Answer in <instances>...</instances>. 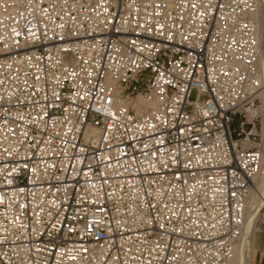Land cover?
I'll list each match as a JSON object with an SVG mask.
<instances>
[{
    "label": "built area",
    "instance_id": "built-area-1",
    "mask_svg": "<svg viewBox=\"0 0 264 264\" xmlns=\"http://www.w3.org/2000/svg\"><path fill=\"white\" fill-rule=\"evenodd\" d=\"M256 10L0 0V264H230L262 161Z\"/></svg>",
    "mask_w": 264,
    "mask_h": 264
},
{
    "label": "bare ground",
    "instance_id": "bare-ground-1",
    "mask_svg": "<svg viewBox=\"0 0 264 264\" xmlns=\"http://www.w3.org/2000/svg\"><path fill=\"white\" fill-rule=\"evenodd\" d=\"M249 18L255 23L257 34H258V43L260 46L264 47V36L262 33L261 27H259L256 22L257 11L251 13ZM259 64L264 71V50L259 51ZM263 90L260 91V95L264 94ZM261 109V108H260ZM261 111V110H260ZM262 118V143L264 144V111L261 113ZM264 206V154H262L261 169L259 175L254 180V189L250 195V198L247 202V212L245 215V227L242 239L237 247L233 259L230 264H252L253 261V251H252V237L255 234L256 228V216L261 207Z\"/></svg>",
    "mask_w": 264,
    "mask_h": 264
},
{
    "label": "rangeland",
    "instance_id": "rangeland-1",
    "mask_svg": "<svg viewBox=\"0 0 264 264\" xmlns=\"http://www.w3.org/2000/svg\"><path fill=\"white\" fill-rule=\"evenodd\" d=\"M257 1V18H256V22L258 23L259 27H261L263 36H264V0H256ZM264 47L260 46V50L259 51H263ZM260 60V59H259ZM258 67L259 70L261 72V82H262V87L264 86V71H262V68L260 66V64L258 63ZM263 90V88H262ZM195 97V92L193 91L190 99L193 100ZM260 108H261V113L264 111V94L260 95ZM236 125L234 124L233 127H235ZM262 154H264V144L262 143ZM256 228L259 229L258 224H256ZM254 264H256L255 262V256H254Z\"/></svg>",
    "mask_w": 264,
    "mask_h": 264
},
{
    "label": "crops",
    "instance_id": "crops-1",
    "mask_svg": "<svg viewBox=\"0 0 264 264\" xmlns=\"http://www.w3.org/2000/svg\"><path fill=\"white\" fill-rule=\"evenodd\" d=\"M252 251H253V261L254 256L256 264H264V235L262 233H256L252 237Z\"/></svg>",
    "mask_w": 264,
    "mask_h": 264
}]
</instances>
